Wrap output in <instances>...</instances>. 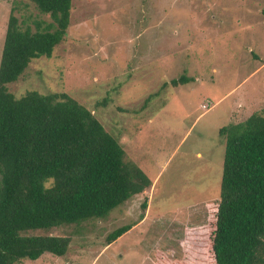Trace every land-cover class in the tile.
Returning <instances> with one entry per match:
<instances>
[{
	"label": "rangeland",
	"instance_id": "obj_1",
	"mask_svg": "<svg viewBox=\"0 0 264 264\" xmlns=\"http://www.w3.org/2000/svg\"><path fill=\"white\" fill-rule=\"evenodd\" d=\"M13 7L49 20L30 0H0V62ZM183 75L194 80L163 88ZM8 90L75 98L153 182L106 218L52 231L72 239L66 255L21 264H156L158 250L183 258L220 201V129L264 111V0H73L65 40ZM124 225L134 227L107 246Z\"/></svg>",
	"mask_w": 264,
	"mask_h": 264
},
{
	"label": "trees",
	"instance_id": "obj_2",
	"mask_svg": "<svg viewBox=\"0 0 264 264\" xmlns=\"http://www.w3.org/2000/svg\"><path fill=\"white\" fill-rule=\"evenodd\" d=\"M30 1L49 20L17 16L20 8L13 7L0 62V264L66 255L72 239L52 231L106 218L153 186L94 111L75 98L9 92L33 60L52 58L71 24L73 0ZM193 80L183 75L163 88ZM219 133L226 146L213 219L191 238L183 258L158 250L156 264H264V111ZM133 227L111 232L107 246Z\"/></svg>",
	"mask_w": 264,
	"mask_h": 264
},
{
	"label": "clouds",
	"instance_id": "obj_3",
	"mask_svg": "<svg viewBox=\"0 0 264 264\" xmlns=\"http://www.w3.org/2000/svg\"><path fill=\"white\" fill-rule=\"evenodd\" d=\"M44 186H45V188H47V187H48V184H47V183H45V185H44Z\"/></svg>",
	"mask_w": 264,
	"mask_h": 264
},
{
	"label": "built area",
	"instance_id": "obj_4",
	"mask_svg": "<svg viewBox=\"0 0 264 264\" xmlns=\"http://www.w3.org/2000/svg\"><path fill=\"white\" fill-rule=\"evenodd\" d=\"M203 108H207L206 106H204Z\"/></svg>",
	"mask_w": 264,
	"mask_h": 264
}]
</instances>
